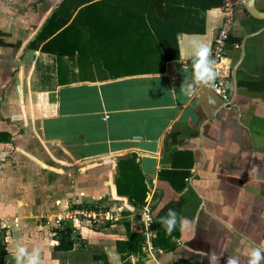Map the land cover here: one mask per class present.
I'll return each mask as SVG.
<instances>
[{"label":"crops","instance_id":"obj_1","mask_svg":"<svg viewBox=\"0 0 264 264\" xmlns=\"http://www.w3.org/2000/svg\"><path fill=\"white\" fill-rule=\"evenodd\" d=\"M62 1L0 0V219L9 226L0 264H16L18 240L41 249V264H226L232 255L247 264L264 246V0H254L257 15L232 0L217 66L229 100L193 80L190 55L195 36L212 57L224 0H180L191 30L166 49L149 19L128 13L164 22L165 0L92 7L59 53L31 48ZM127 158L148 190L151 247L143 206L117 192ZM168 209L171 233L160 222ZM56 229H71V250L59 249Z\"/></svg>","mask_w":264,"mask_h":264},{"label":"trees","instance_id":"obj_2","mask_svg":"<svg viewBox=\"0 0 264 264\" xmlns=\"http://www.w3.org/2000/svg\"><path fill=\"white\" fill-rule=\"evenodd\" d=\"M197 1L198 0H195V2ZM215 1L216 6L220 5L221 2L223 3V0ZM164 2L170 8L169 12L166 10V20L164 22L157 17L155 11H153L151 14L152 16L150 17H144V13L140 12H127L135 14L136 17H134V19H149L160 45L166 49L168 46L172 45L171 43H173L170 42V36L173 35V38L176 39L177 33L182 31L188 32L191 28L184 25L185 17L183 16L185 15L186 10L182 9L184 12L177 11V6L180 5V0H165ZM146 3L151 2L149 0H63L60 6L44 23L42 30L29 46L31 48L41 47L44 51L52 50L59 53L65 46V44L62 43V39L66 31L75 28L82 15H86L92 7L100 6L102 4L134 5ZM127 12L123 13L127 16L125 17L126 19L129 18ZM60 45L61 47H58ZM53 46L58 48L55 49ZM118 170L119 176L116 180L118 194L127 197L134 205L144 206L148 190L138 169L136 160L134 158L121 159L118 163ZM56 233L60 240L59 249L65 251L71 250L74 244L71 239V229H56ZM4 252L5 251H2V246H0V254H3Z\"/></svg>","mask_w":264,"mask_h":264},{"label":"clouds","instance_id":"obj_3","mask_svg":"<svg viewBox=\"0 0 264 264\" xmlns=\"http://www.w3.org/2000/svg\"><path fill=\"white\" fill-rule=\"evenodd\" d=\"M192 56V75L196 83L205 86L214 87L212 83L217 75L215 70V60L210 55V49L206 43L199 40L195 36L190 41ZM194 85L192 83L182 82L180 90L187 95H191ZM177 213L174 209H168L165 216L160 217L161 225L165 228L166 232L171 233L174 225L176 224ZM15 258L16 264H41V249L34 246L31 250L27 245L18 240L15 244ZM210 259H215L213 253ZM264 259V246H254L249 253L247 264H260ZM226 264H239V257L232 255L228 257Z\"/></svg>","mask_w":264,"mask_h":264},{"label":"built area","instance_id":"obj_4","mask_svg":"<svg viewBox=\"0 0 264 264\" xmlns=\"http://www.w3.org/2000/svg\"><path fill=\"white\" fill-rule=\"evenodd\" d=\"M222 10L224 13L223 22L217 32V35L214 39L213 49H212V58L215 60V70H216V77L212 82L214 87L208 86L211 88L218 96H220L224 100H229V85L227 80L220 77L217 66L223 63L226 54H227V46L228 42L231 37L233 24L235 22V4L232 0H224L222 5ZM70 207L67 209H72V204H68ZM70 211V210H69ZM72 211V210H71ZM76 215H81L84 217H93L91 212L88 209H77L73 210ZM143 233L146 239V243L149 247H151V237L154 236L153 234V224H154V215L152 211V207L149 203H146L143 208ZM96 219V217H93ZM111 219V217H110ZM8 223L5 219H0V231L7 229Z\"/></svg>","mask_w":264,"mask_h":264},{"label":"water","instance_id":"obj_5","mask_svg":"<svg viewBox=\"0 0 264 264\" xmlns=\"http://www.w3.org/2000/svg\"><path fill=\"white\" fill-rule=\"evenodd\" d=\"M248 6H249V11L253 14V15H257V10L254 6V0H248ZM264 15V14H261Z\"/></svg>","mask_w":264,"mask_h":264},{"label":"rangeland","instance_id":"obj_6","mask_svg":"<svg viewBox=\"0 0 264 264\" xmlns=\"http://www.w3.org/2000/svg\"><path fill=\"white\" fill-rule=\"evenodd\" d=\"M0 235H2V233H0ZM2 243H0V245H1Z\"/></svg>","mask_w":264,"mask_h":264}]
</instances>
